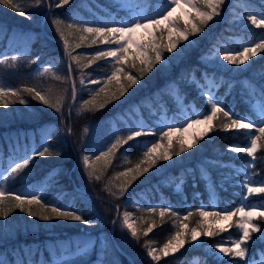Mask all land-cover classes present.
<instances>
[{"label":"trees","instance_id":"trees-1","mask_svg":"<svg viewBox=\"0 0 264 264\" xmlns=\"http://www.w3.org/2000/svg\"><path fill=\"white\" fill-rule=\"evenodd\" d=\"M83 1L70 0L69 4L57 8L55 7L57 0H48L51 9L44 21L46 33L52 38L62 41L53 23L56 18L62 19L65 25L68 23L84 25L78 17L79 12L85 17L90 15L82 6ZM86 1L101 15L105 14L97 6H93L92 0ZM97 1L106 7L109 14L113 13L114 18L129 17L130 10H117L109 0ZM245 1L249 3L252 10L264 14V0ZM15 2L21 4L25 15H20L14 9L0 4V31L15 30L17 33L33 34V37L30 40L28 54L18 57L15 62L7 61L0 65V76L10 83L11 88L19 90L21 94L19 97L10 96L7 107L0 104V137L24 130L26 132V152L17 154L16 158L20 161H23L25 157L32 158L25 169L9 174L8 186L19 189L35 184L39 185L43 182L46 186L39 193L43 202L49 204L50 201H53L57 206L67 205L66 210H76L90 223L84 224L60 218L41 221L38 217H29L26 212L14 209L9 212L7 217H0V255L7 260L6 264H27V258L23 255L22 249L25 246L33 245V243L48 242L53 245L55 247L54 260H57L63 252L72 253L76 246L75 236H78L83 230H97L102 221L107 222L106 228L109 227L115 218L116 207L119 212L124 209H132L128 202H124V199H130L131 194L137 191L145 193L148 202L143 200L142 203L143 205L149 203L150 207H141L137 210L138 214L144 216L143 218L140 216L136 224L138 239L132 237L130 230L123 226L121 218L115 224L113 232L114 241L127 256L121 254L110 239V247L104 251L102 259L97 257V253L88 252V254L83 253L75 258L59 260V263L54 264H131V260L133 264H214L216 261L211 257H205L203 260L199 257L197 263L192 262L191 259L200 254L194 249L184 250L162 257L159 261H153L147 255L146 244L150 243L152 247L159 249L171 235L181 230L180 221L172 215V212H176L181 218L188 212H192L193 215L183 222H188V228L194 225L195 221L200 218L198 210L202 209L201 206L209 207L211 203V187L217 190L222 199H225L227 195L239 198V195L235 196L234 193L218 187V184L222 183L227 186L225 183L237 178L238 169L244 167L257 182L264 180V147L257 152L253 167L244 166V163L251 159L247 154L235 155L227 152L235 144L246 143L249 139V131L254 130H221L220 125L228 121L218 113L217 119L213 121L215 129L208 136L200 139L188 152L179 156L174 155L169 161H159L158 163L161 165L159 171H154V167L158 165L156 164L143 176L133 181L122 194L118 187H113V180L115 179L118 185L123 183L124 177H119L117 174L135 167L143 159L141 152L143 144H146L148 139L159 138V135H144L122 145L112 157V163L106 167L103 160L95 161L93 151L94 148L102 146L111 131L113 121H118L123 134L122 138L127 137L128 134H125L123 127L125 122L120 121L119 117H124L134 127L133 119L140 115L145 118L148 127L153 128L152 131L162 130L160 124L153 122V119L159 115L158 111L162 110L161 108L175 113L178 111V104L175 97L172 96L171 82L176 83L179 94L186 103L191 102L200 113L208 114L211 111L210 104L196 87V79L201 80L203 70H211V68H206L202 54L211 51L212 44L218 39L224 42L236 38L247 43L259 42L262 30L239 29L235 24L230 23L234 21L230 19L231 12L226 6L231 0H225L220 7L218 16L202 26L201 32L190 35L189 41L181 40L177 49L171 53L165 47L169 43V37L167 39L165 36L166 31L163 33L157 31L155 36L158 38V42L163 45L161 48L163 59L155 61L154 53H151L150 50V55L154 60L151 71L141 73L138 69L143 65L138 60L136 68L128 66L126 71L137 78V83L128 87L127 92L119 99L100 110L79 111L83 101L90 99L91 93L103 86L104 73L110 70L108 63L105 60H100L91 67L85 68L83 70L85 83L81 85L79 82L81 72L75 62L70 61L77 96L69 116H66L71 102V81L67 79L58 81L54 78L56 75L62 78L67 77L65 48L42 34L39 27L40 20L47 9L46 1L44 0L40 6H35V0H15ZM200 7L203 5L201 4ZM230 7H234V5L230 4ZM237 9L242 10V7L237 6ZM92 21L97 22V20ZM179 25L183 28L186 27L182 22H179ZM65 31L67 35L70 30L65 29ZM78 36L79 33L73 31L72 35L68 36L69 43L75 45L78 42ZM228 44L234 48L240 47V43ZM97 47L102 46L89 47L85 44L81 48L74 49L72 54L80 56L93 54ZM86 62V60H81V63ZM40 64L48 65L52 71L43 76H33V69ZM215 69L214 78L216 81H220L215 95L224 99V104L231 109L233 115L249 116L257 120L252 103L254 100H258L264 105V52H258L256 56L237 69L233 65L224 67L218 65ZM91 79H100L101 84H89V87H86L85 84L89 83ZM118 79L125 86L129 83L123 74ZM245 79L252 83V89L244 85ZM26 87H35L42 92L51 89L53 96L64 95L65 100L61 111L56 112L53 108L35 99L33 95L24 92L23 89ZM108 88L118 94L119 84L113 81L108 85ZM20 98L26 99L28 103H19ZM149 104L151 105L149 106ZM177 116V121L181 122L183 116L179 114ZM86 126H92V128L85 131ZM149 128L143 130L150 131ZM30 133L34 135L33 144L30 143ZM40 143L43 144L42 147H49L50 151L59 153V155L40 157L36 156L35 152L27 153L32 148L31 145L34 148ZM173 144L178 150L176 139H173ZM42 147L39 150H42ZM1 149L3 155L9 153L5 142L2 143ZM86 154L89 155L90 162L94 167L101 169L98 173L99 180L95 178L87 180L86 176L79 175V169L87 174L83 164V156ZM200 164L207 167L210 178L213 180L212 184L198 171L197 165ZM187 169L191 171H187ZM161 178L163 181L158 182V179ZM180 181H183V189L181 192H175L174 186ZM156 185L159 186L158 189H156ZM233 187L239 192H244L237 184H233ZM109 189L116 195H112ZM83 191L110 200L115 206ZM250 200H255L259 205L264 204V196L254 195L250 197ZM166 202L169 203V206L164 207ZM8 203L13 204L14 201L9 200ZM156 203L162 204V208L171 209L163 219L159 216L160 209L154 206ZM151 208H155L156 213L149 212ZM32 210L37 211L39 208L37 205H33ZM153 222L155 223L153 231L145 236L144 230ZM259 224L264 226V219H260ZM248 243L247 257L264 247V241L258 237H255V241L251 240ZM16 253L20 255L19 262L14 259ZM37 254L38 252L30 257L32 264H37L39 259ZM49 255V251H43L42 264L52 262Z\"/></svg>","mask_w":264,"mask_h":264},{"label":"snow or ice","instance_id":"snow-or-ice-1","mask_svg":"<svg viewBox=\"0 0 264 264\" xmlns=\"http://www.w3.org/2000/svg\"><path fill=\"white\" fill-rule=\"evenodd\" d=\"M44 0H35V6H40ZM70 0H57L55 7L59 8L69 4ZM225 0H166V7L161 11H158L156 15L150 17H139L135 18L128 23H122L120 26H88L86 24L68 23L65 25L64 21L60 18L54 19L53 23L56 26V31L59 37L63 41L66 54L70 58V61L75 62L77 68L81 72L80 84L84 85L85 80L83 78V70L96 64L97 61L105 60L110 70L104 73L103 86L99 87L98 90H94L91 93V98L83 101L79 111H92L103 109L107 104L119 99L126 92L128 87L137 83V78L126 71L128 66L136 68V61L138 60L143 67L138 70L141 73L151 71L154 60L151 53H154L155 61L163 59V53L161 51L162 44L158 42V38L154 35V31H160L161 33L167 31L169 34V43L165 46L169 53L177 49V46L181 40L189 41L190 35L197 34L202 31V26L208 24L209 21L213 20L214 17L220 14V7L224 4ZM0 4L6 5L8 8L14 9L20 15H25V11L20 3L15 0H0ZM203 7H200V5ZM186 5L191 8L195 13L192 16L190 13L184 15L189 17L186 21V27L181 28L178 20L182 17L172 18V13L176 6ZM51 7V5H49ZM248 20L257 28H264V15L258 19L256 15H249ZM65 29H68L67 35ZM140 29H144V32H139ZM173 30L176 32V38H172ZM79 33L78 42L75 45L70 44L68 36L72 35V32ZM87 44L91 47L97 46H108V47H97L93 54H86L84 56L73 55L74 49L81 48L82 45ZM258 52H264V36H261L259 42H253L252 46H243L241 49H224L219 54L223 61L228 64L240 66L245 64L249 59L256 56ZM86 60V63H81V60ZM17 57L13 56L12 61L15 62ZM6 60H0V65L5 64ZM35 62V61H33ZM52 69L45 67L39 74L43 76L49 73ZM72 64L69 63L67 68V77L62 78L59 75L54 76L56 80L67 79L71 81V99L76 100L77 91L75 81L72 79ZM124 75L129 82L125 86L118 77ZM113 81L119 84L118 94L108 88V85ZM89 83L94 85L101 84L100 79H91ZM46 106L53 108L56 112H60L62 105L65 100L64 95H52L51 89L47 91L37 90L35 87H26L23 89ZM20 91L11 87L6 86L3 82H0V104L5 107L8 106L9 97H19ZM14 102V101H12ZM19 103L27 104L28 101L24 98L19 99ZM210 114H203V118H192L185 122L186 126L182 124L180 127L167 126L166 130L159 131H146L141 129H133L129 132L126 138H117L107 150H101L98 155H95V161L103 160L105 167L112 163V157L115 156L116 151L124 144H128L129 141L144 136V135H159V140H153L149 142V145H145L141 149L143 159L133 168H128L125 171L118 173L119 177H124L123 183L117 185L120 189L121 194L126 191L127 187L131 185L138 177L143 176L159 161H169L172 157L179 156L182 153L188 152L192 149L200 139L208 136L210 132L215 129L213 121L217 119L218 113L222 114L223 117L227 118V121L220 125L221 130H254L249 131V139L247 143L240 145H233L230 147V151L236 153H245L252 160L249 162V167L254 166V161L257 152L264 147V105L261 106V117L257 120L250 119L248 117L234 116L231 110H226L224 106H221L219 100L210 98ZM204 124L206 127L203 131H197L190 137V142L185 139L183 133L188 132L189 129L194 128L197 125ZM69 131H71L69 129ZM86 131V130H85ZM180 133L176 137V145L178 150L173 144V134ZM165 138L168 139L167 144H162ZM59 155V153H53L49 150V147H42V150H36L35 155L43 157L45 155ZM32 157H25L23 162H16L15 167L11 168V173H17L25 169ZM83 164L87 170V175L90 179H100L98 174L101 169L94 167L93 163L90 162L89 155L83 156ZM143 165V167H142ZM6 177L5 179H7ZM243 187L246 189V194L243 199L248 200L249 197L254 195H264V180L257 184L251 179L246 177ZM112 195H116L109 189ZM14 201L13 204H9L8 201ZM37 205L39 210L33 211L32 206ZM19 209L22 212H26L29 217H38L41 221H51L54 218H60L69 221H79L84 224H89L90 221L83 218L82 214H79L76 210H66L57 205H49L42 201V198L35 193L30 194H13L11 189L5 188L0 185V217H7L10 211ZM155 208L149 209V212L156 213ZM171 209L161 208L159 210V216L163 219ZM172 215L177 217L180 221L179 227L183 230L176 231L171 235L167 242L163 244L159 249L151 246L150 243L146 244L147 255L153 261H159L162 257H167L171 254L179 252L180 249L185 247V244L190 241H198L203 237H214L222 232H227L233 226V217H239L235 222L236 227L239 229V234L235 238H230L229 241H220L212 245L213 248L217 249L219 253L225 256H229V264H237L236 258L244 260L247 264L246 253L247 243L251 239L252 233H260V237L264 238V231L261 230L260 226L254 223V220L264 219V204L259 207H254L249 204L241 203L240 206L234 209H228L224 211H212L206 212L203 209L198 210V215L201 217L197 221L196 226L189 229L188 225L183 223L193 215L192 212H188L182 218L176 212H172ZM212 216L216 222L226 221L222 227L204 228L205 223L204 217ZM131 213L125 211L123 213V226L130 230L132 237L138 239L137 228L130 222ZM155 223L153 222L144 230V235L147 236L153 231ZM230 243L231 246H226Z\"/></svg>","mask_w":264,"mask_h":264},{"label":"rangeland","instance_id":"rangeland-1","mask_svg":"<svg viewBox=\"0 0 264 264\" xmlns=\"http://www.w3.org/2000/svg\"><path fill=\"white\" fill-rule=\"evenodd\" d=\"M92 1L95 4H97V8H99L100 11L105 12V14L101 15L98 10L96 11L93 7H91L89 2H86V0H84L82 6H84L85 10L88 12V14L90 16L85 17L81 12H79L78 17L83 21L82 22L83 24H88V25L95 24L97 26H104V25L120 26L122 23L126 24L135 18L154 16V15H156V13L158 11H161L164 7L167 6L166 0H156V1H152V0H109V1L113 2L112 4H114L116 6L117 10H130L129 11V17L128 18L125 17L123 19L121 17L114 18L113 13L109 14V11H106V7L102 3H100L97 0H92ZM243 2H247V1L236 0V2H233L234 4H237L238 6H242V9L244 10V11H238L235 9V11H233L232 19H233L234 23L242 25V28H245V27L249 28V29L257 28L251 24V22L248 20V16L254 14L259 19L261 17V14L252 11V9H250V7H248V5H242ZM185 13H190L192 16L195 15L193 10L191 8H188L186 5H178L175 7V9L172 13V18L182 17L181 19L178 20V23L182 22L184 24V26H187L186 21L189 19V17L185 16L184 15ZM92 20H97V22L94 23V21H92ZM180 27L183 28L182 26H180ZM139 32L143 33L144 29H140ZM156 32L157 31H154V35H156ZM165 36L168 39L169 34L167 31H166ZM174 36L176 37V32L173 30L172 37H174ZM261 36H264V32L262 33ZM23 37H24L23 35H16L14 32L10 33V35L7 38L8 46L5 49L2 48L3 50L0 53V59H5L2 57L5 56V53L8 50L13 51V50H16V48H18L16 50V52H13L14 55L17 54L18 52H20V53L25 52L27 50V43L23 41ZM229 42L230 43L239 42L240 47L234 48L231 45H229L227 42H224L221 39H218L215 41V43L212 44V48H211L212 50L211 51L205 52L202 54V57L205 59L204 62L206 63V68L207 69L211 68V70H209V71L203 70L201 80H196L197 87L200 90V94L203 95L205 98H207L208 101L210 100V98H214L215 100H219L221 102V106H224L226 108V110H228V109H227V106L224 104V99L218 98L217 96H215V90L218 88L220 81L215 80L214 74L216 73L215 68L218 67V65H221L224 67L226 65H232V64H228L226 61H223L220 58L219 54L224 49L235 50V49H241L243 46H252V43H245V42L239 41V39L229 40ZM9 43H11V44H9ZM102 47H108V46H102ZM233 66H234V68L239 67L236 65H233ZM45 67H47V66L46 65L38 66L36 69V75H40L39 73L42 72ZM246 81L249 82V83L247 82L249 86L252 85V83L249 80H246ZM246 81H244L245 86H247ZM0 82H3L6 86H8V84L1 79H0ZM89 84H91V83L85 84L86 87H89ZM170 87L172 88V96H174L175 99L177 100V103H179V105H178L179 111H177L175 113V112L168 111V109L161 108L162 110L158 111L159 112L158 117L153 119L154 123L160 124L162 129L163 128L166 129L167 126L180 127L182 124H184L186 126L185 122L192 119V118H201V119L203 118V114H200V112L195 109V107L192 105L191 102L186 103L183 100V97H181V94H179L176 83L171 82ZM150 105L151 104H149V106ZM252 105H253V108H254L256 114L258 115V118H260L261 117V106H262V104L259 101L255 100ZM177 114H179V115L182 114V116H184V118L181 122L177 121V119H176ZM208 114H210V113H208ZM238 116L244 117L242 115H238ZM119 119H120V121L125 122V125H123V127L125 129L126 135L129 134V131H131L133 129L149 128L148 123L146 122L144 117H138L137 119H133L134 127H132L131 124L126 119H124V117H119ZM205 127H206V125H204V124L197 125L194 128L189 129L188 132L183 133V136L185 139H188L190 142V137L194 133H196L197 131H203V129ZM86 129H88V128H86ZM149 130L152 131L153 128H149ZM179 135H180V133H174L172 139H176V137ZM122 137H123V134H122V131L120 129L118 121H113L111 123V131H110L109 135L107 136V138L105 139V141L103 142V144L100 148H94L93 154L96 155V154H99V152L101 150H107V147L110 146V144L113 143L115 141V139L122 138ZM29 138H30V142L33 143L34 142V135L32 133L29 134ZM153 140L158 141L159 138L148 139L146 144H143V148L145 145H149V142H151ZM6 142H7V146H8L9 155H5V156L2 155L1 148H0V185H3L5 188H7V185H6L7 179H5V178L8 176V172H9L10 168L14 167L15 163L17 162L16 156L18 153H20L22 151L20 149V147L23 146V150L26 148L25 132L19 130L17 133H13V135L11 137L6 138ZM161 143L167 144L168 139L165 138V140L161 141ZM0 147H1V145H0ZM229 149L227 150V152H229L230 154H239V153L230 151ZM3 159L6 160L4 166H2ZM157 164L158 165H156V167H154L155 172L159 171L161 168V165L159 163H157ZM248 164L249 163L246 164V167ZM197 167H198V171L205 177V179H207V181L210 184H212L213 180L211 178H209L210 173H209L207 167L204 164L197 165ZM187 171H191V170L187 169ZM79 175L86 176L87 180L89 178L88 175L86 174V172H84L82 169H79ZM246 177H251V179H252V175L247 173L246 170L244 171L242 169H239L237 178H235L234 180H231L228 183H225V184H227V186L223 185V183L218 184V187H220V189L223 188L224 190H227L230 193H234L235 196L239 195L240 196L239 198H234V196L227 195V197L225 199H221L218 197L217 190L213 188V190H211L212 191L211 205L209 206L208 209H205V211L206 212H212V211H224V210H228V209H234L235 207L240 206L241 203L249 204V205H252L254 207H259V205L255 201L249 202V200H244L243 199L244 195L241 192H237L238 190L235 187H233V184H239V185H241V188L246 191V189L243 187V183H244ZM162 181H163L162 178L158 179V182H162ZM182 182L183 181H180L177 185L174 186L175 192H181L182 191V189H183ZM117 185H118V183L114 179L113 180V187L117 188ZM44 187H45V184L42 182L39 185H35L34 187L28 186L26 188L16 190V191H14V193L15 194L35 193L37 195L38 192ZM158 188H159V186L156 185V189H158ZM258 196H264V195H258ZM143 200L147 201V197L145 196V193H142L139 191H137L136 193H132L130 196V199H124V202H128L129 205L132 207V209H124V210L120 211L118 219L121 218L122 222H123V213L125 211H127V212L131 213L130 222L133 224L134 227H136V224H137L140 216L142 218L144 217L143 215L138 214L137 210L140 209L141 207L150 208L149 203H147V205H143V203H142ZM50 205H55V203L51 202ZM154 206L158 207L159 209H161L163 207V205L159 204V203L154 204ZM165 206H169V203L166 202L164 207ZM200 219H201V217L197 221H199ZM203 219L205 221V223L203 225L204 228H208V227L219 228V227H222L224 224L227 223L226 221H220L219 223H217L215 218L212 216H206ZM238 219H239L238 216L233 217V226L227 232H222L219 235H216V236L211 237V238L202 236L198 241H195V242L190 241V238H189V242H187L185 244V247L180 249L179 252H176L174 254L180 253L181 251H184V250L194 249L195 251L199 252L200 254L195 255L191 259L192 262L197 263L199 261V257L202 260L205 257H211L212 260L216 261L214 264H229V260L231 258L229 256L223 255L222 253H219L217 249L212 247V245L217 243V242H220V241H226L227 242V241H229L230 238H235L239 234V229L236 227V224H235V222ZM197 221H195L194 225L190 226L189 229L195 227ZM259 222H260L259 218L254 220V223L259 225L261 230L264 231V226H261L259 224ZM106 223H107L106 221H102L99 223L97 230H93V229L85 230V231H82L78 236L74 237V239L76 240V243L78 245H81V247L77 250V254L82 253V252L85 254H88V252H94L97 249V257L99 259H102V257L105 254L104 251H106L110 247V230H111V234H113V231H114L112 229V223L107 228L105 227ZM183 223H185V222H183ZM185 224L188 225V222H186ZM181 230H183V229H181ZM233 233H235V234H233ZM255 237H260V233H258V232L252 233L251 239L249 241H251V240L255 241ZM209 239H211V240H209ZM259 239L261 241H264V238H259ZM226 246H231V245H230V243H228V244H226ZM44 249L50 250L51 255L54 256L55 247L53 245H51L50 243H46L45 248H43L42 245H36V244L32 245L31 247H26L23 250V254L27 257V259H29L28 258L29 254H33L36 251H38L39 254H42ZM247 249L249 250V243H247ZM174 254H171V255H174ZM247 254H248V251L246 253L247 264H264V247L262 248V250L259 253L257 250V252H255L253 254L251 253V255L248 257H247ZM257 254H258L257 259L252 261L253 259L256 258ZM15 256H16L17 260H19V256H20L19 253H16ZM52 258H54V257H52ZM72 258H74V257H72ZM3 259H4V257L2 255H0V261H3ZM27 259H26L27 264H31L30 260L28 262ZM236 261H237V264H245V261L239 260V258H236ZM3 264H6V261H4Z\"/></svg>","mask_w":264,"mask_h":264},{"label":"water","instance_id":"water-1","mask_svg":"<svg viewBox=\"0 0 264 264\" xmlns=\"http://www.w3.org/2000/svg\"><path fill=\"white\" fill-rule=\"evenodd\" d=\"M117 218V217H116Z\"/></svg>","mask_w":264,"mask_h":264}]
</instances>
